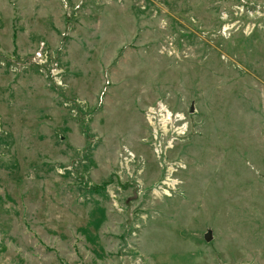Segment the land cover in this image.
I'll return each instance as SVG.
<instances>
[{
	"label": "rangeland",
	"instance_id": "1",
	"mask_svg": "<svg viewBox=\"0 0 264 264\" xmlns=\"http://www.w3.org/2000/svg\"><path fill=\"white\" fill-rule=\"evenodd\" d=\"M0 264H264V0H0Z\"/></svg>",
	"mask_w": 264,
	"mask_h": 264
},
{
	"label": "built area",
	"instance_id": "2",
	"mask_svg": "<svg viewBox=\"0 0 264 264\" xmlns=\"http://www.w3.org/2000/svg\"><path fill=\"white\" fill-rule=\"evenodd\" d=\"M148 108L147 117L153 125L156 139L158 138V133H163V130L171 132V143H173L176 138H180L187 133L188 121L183 113L174 112L162 103L151 105ZM160 151L161 150L157 147L156 152L160 153ZM171 181L170 178H167V183Z\"/></svg>",
	"mask_w": 264,
	"mask_h": 264
},
{
	"label": "water",
	"instance_id": "3",
	"mask_svg": "<svg viewBox=\"0 0 264 264\" xmlns=\"http://www.w3.org/2000/svg\"><path fill=\"white\" fill-rule=\"evenodd\" d=\"M206 240H209L210 241V239H211V236H210V232L206 235Z\"/></svg>",
	"mask_w": 264,
	"mask_h": 264
}]
</instances>
